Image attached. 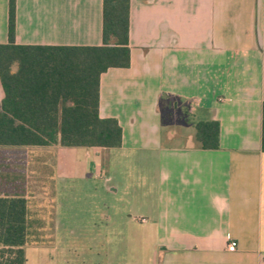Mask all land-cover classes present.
Masks as SVG:
<instances>
[{
	"label": "crops",
	"instance_id": "0c3cea01",
	"mask_svg": "<svg viewBox=\"0 0 264 264\" xmlns=\"http://www.w3.org/2000/svg\"><path fill=\"white\" fill-rule=\"evenodd\" d=\"M102 4L15 0L14 43L101 46ZM7 32L8 0H0V45L8 43ZM128 46V68L108 69L99 80V117L117 121L120 147L0 152L19 153L17 178L33 179L38 192L49 185L51 200L60 185L94 184L88 193L98 201L80 211L91 224L102 222L104 234L138 228L156 243L153 264H264V0H129ZM175 111L193 129L218 122V149H198L194 133L175 123L165 132L163 115ZM109 152L154 161V173L129 170L127 179L110 167ZM26 186L14 182L0 197L25 200L29 232ZM125 211L133 214L122 217Z\"/></svg>",
	"mask_w": 264,
	"mask_h": 264
},
{
	"label": "trees",
	"instance_id": "16d2710c",
	"mask_svg": "<svg viewBox=\"0 0 264 264\" xmlns=\"http://www.w3.org/2000/svg\"><path fill=\"white\" fill-rule=\"evenodd\" d=\"M14 22L15 0H8V43L0 45V147H120L117 121L99 117V80L108 69L130 64L129 0H103L98 47L17 46ZM194 142L200 150H217L218 122L195 124ZM26 236L25 200L0 197V264H25Z\"/></svg>",
	"mask_w": 264,
	"mask_h": 264
},
{
	"label": "rangeland",
	"instance_id": "374dc122",
	"mask_svg": "<svg viewBox=\"0 0 264 264\" xmlns=\"http://www.w3.org/2000/svg\"><path fill=\"white\" fill-rule=\"evenodd\" d=\"M171 123L178 124L185 134L194 133L193 125H190V121L187 117L185 119L181 111L163 115L162 129L165 132ZM109 153L110 167L124 173L127 179L126 172L129 170L145 169L152 172L151 174L154 173V161H138L135 158L124 157L119 152ZM19 157L20 154L14 150L0 152V192L12 188L14 182L24 180L27 183V192L31 198L29 232L24 250L29 264H153L156 243L138 231V228L129 232L123 225L121 229L124 232L120 235L104 234L98 232L102 230V222L101 226L96 221L91 224L90 215L84 216L80 211L81 206L98 201L94 198L93 192L88 193V187L91 190L94 184L81 185L74 181L72 184L67 183L65 189L60 185L56 199L51 200L49 185L44 186L42 192H38L33 179L17 178L19 174H23L18 172V163L21 162ZM43 179L45 178L41 180ZM105 196L106 202L110 204L115 202L110 193H106ZM125 203L128 209L129 197H125ZM93 212L95 211H92V214ZM110 213L113 214L114 211L111 210ZM130 214L133 213L125 211L124 216L121 214L119 217L127 218ZM124 221L125 219H121V224H124ZM111 228L110 226L109 229Z\"/></svg>",
	"mask_w": 264,
	"mask_h": 264
},
{
	"label": "built area",
	"instance_id": "2783aa9c",
	"mask_svg": "<svg viewBox=\"0 0 264 264\" xmlns=\"http://www.w3.org/2000/svg\"><path fill=\"white\" fill-rule=\"evenodd\" d=\"M144 221V220H143ZM227 250L229 251V252H233L234 250H235V244L234 243H229L228 245H227Z\"/></svg>",
	"mask_w": 264,
	"mask_h": 264
}]
</instances>
